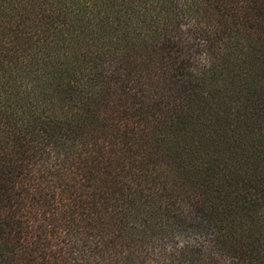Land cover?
<instances>
[{
    "label": "trees",
    "instance_id": "obj_1",
    "mask_svg": "<svg viewBox=\"0 0 264 264\" xmlns=\"http://www.w3.org/2000/svg\"><path fill=\"white\" fill-rule=\"evenodd\" d=\"M0 264H264V0H0Z\"/></svg>",
    "mask_w": 264,
    "mask_h": 264
}]
</instances>
